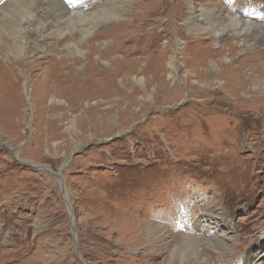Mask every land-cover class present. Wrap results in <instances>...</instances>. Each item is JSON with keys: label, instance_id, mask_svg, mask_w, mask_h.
Wrapping results in <instances>:
<instances>
[{"label": "rangeland", "instance_id": "rangeland-1", "mask_svg": "<svg viewBox=\"0 0 264 264\" xmlns=\"http://www.w3.org/2000/svg\"><path fill=\"white\" fill-rule=\"evenodd\" d=\"M191 2L222 10V41L183 26L185 0H92L86 13L98 21L85 41L73 22L49 40L57 41L53 59L65 45L69 54L82 50L81 72L94 34L129 12L142 15L147 23L133 28L140 44L108 35L96 42L105 52L94 62L111 74L125 52L157 39L165 61L179 60L168 93L103 92L77 111L71 97L58 91L45 98L44 86L24 76L44 71L45 45L24 58L14 87L0 81V264H264V33L254 24L241 28L256 39L244 47L226 18L264 23V0ZM16 9L8 8L17 20ZM0 28L2 64L19 61L15 34ZM205 47L221 57L203 59ZM156 82L171 84L169 74ZM109 85L117 89L121 78Z\"/></svg>", "mask_w": 264, "mask_h": 264}, {"label": "bare ground", "instance_id": "bare-ground-1", "mask_svg": "<svg viewBox=\"0 0 264 264\" xmlns=\"http://www.w3.org/2000/svg\"><path fill=\"white\" fill-rule=\"evenodd\" d=\"M21 1L22 0H0V7L4 6L5 8H7L3 10L0 9L2 10V12L0 13V26L8 28V30L12 31L15 34L16 36L15 39L18 41L19 44L17 45L18 50L16 49L18 54L17 58L21 57L19 61H11L10 64L3 65L1 61L3 60V54L6 50L5 47H0V81H3V84L5 83L8 84V86L5 87L8 88V90L14 87L13 85H15L19 80V77H17L16 75L17 70H20L24 74L23 71L26 66L24 64L25 62L24 58L25 57L33 58L32 56L34 55L33 53L36 52L43 45L46 46L45 54L48 55L47 58H50L48 61H45L46 63H40V65L46 66L44 71L36 76L33 75L27 76L25 74L24 76L28 81H32L31 86L34 87H38L40 85L44 86L41 91L45 96V98L48 95H50L51 92L54 95L55 94L59 95L61 93L60 95L64 94V96L71 97V99H69L70 104H72V107L75 108V110L77 111L81 110V103L83 101L87 99H88L87 101H89L90 97L101 94L103 92H110L111 95H113V93H116L117 95L120 96L121 93H123L120 90H123L125 93L129 95L135 96V95H139V93H148L150 89H152V91L154 92L157 90L158 87L160 91L164 93H168L169 92L168 86L175 84L176 77L174 73L178 68L177 64L179 60L177 57L170 56L168 58L169 62L168 60L165 61L164 60L165 51L163 49L162 50L156 49L158 45L157 39H152L148 43L145 50L142 48L140 50H137L134 47L133 49L132 48L129 49L128 53L125 52L126 56H123L118 59L119 63L114 65V70L111 74L104 70L99 72L100 67H98V65H96L94 62V56H97L98 60L102 61L101 58L105 52L98 45H96V42L100 39L105 38L108 35H112L113 38H115V40L116 39L119 40V41L116 40V42L118 43L120 42L133 43L134 46L140 44L141 41L143 40V36H140L139 34L136 36L133 35L135 33L133 28L135 27L136 24L138 25L136 29H142L144 27L145 18H143L142 15H137L134 12L132 13L129 12L127 14L128 16L126 15L127 19L124 20L123 22L112 27L111 29H109L104 33L94 34L89 44L88 54L85 56L86 67L83 71L80 72L77 68L76 58H78V56L79 58H82L83 51L78 50L76 51V54H69L70 53L69 47L71 46L65 45L59 48L60 57L58 59L56 58L53 59L51 53L55 51L57 41L52 40L51 42L49 40L51 38L54 39V38L62 37L61 36L62 34L59 31V27L63 26L64 28L67 25L69 26V24L73 22L72 23L73 29L81 33L82 34L81 40L85 41L86 38L93 33V28L94 25L96 24L95 22L98 21L96 19L97 17L96 13H86L88 3H91L92 0H31L28 1L27 4L26 1L25 4L24 1H22L23 3H21ZM207 1L209 2V0ZM14 5H16L17 8L16 11L18 14L17 16L19 18L17 20L16 18H14L15 15L11 16V11L8 10V8ZM80 11H82L84 14L86 13L87 17L84 14L79 15ZM220 13H222V10L218 11L214 9L213 11L211 10L207 11L204 8L197 9V7L192 4L191 0H185L184 9L181 10L180 12L179 20L181 21L184 27H189V26L191 28L200 27L201 30L205 33V35L208 36L211 35L213 38L220 37L218 39L222 41L223 38H221V36L223 35V33H226L224 29L226 27H222V28L219 27L218 22H220ZM76 15H77V19L74 18ZM226 18L228 19L232 27L239 28L237 34L235 35L237 36V38H240V42L244 47L250 43L251 45L254 44L253 42L256 39L250 38L247 34H244L245 31L244 29L240 31L241 28L250 27L253 26L254 24V26H256L258 31L264 33V23L262 22H259V24H257L253 21L251 22L248 19H243L241 16L239 17L233 14L226 16ZM2 22L4 23L2 24ZM82 24L84 25L81 26ZM10 26L15 28L11 29ZM123 33H125L126 36L125 38L121 37V35H124ZM206 39H211V37H206ZM214 42H216V40H214ZM223 44L228 46L226 41H223ZM229 48H235V47L229 46ZM119 49H120L119 46H114V49L112 51L118 52ZM152 49L154 50L151 52V56L145 58L142 57L145 53H147L148 50L150 51ZM137 53H140L141 56L135 57L130 61H126L127 57L135 55ZM201 53L204 55L203 59H208L209 57H211V55L215 56L216 58H220L222 55V53L220 52L212 54L209 50V47H208V51H206V47H205V49L202 52H200V54ZM179 54L181 56V59L185 60L186 55L188 54L186 53V47ZM66 57L67 58L69 57V59L70 58H74V59H70L71 61L68 64ZM115 61L116 60H114V63ZM34 62L35 61L31 62L30 65L31 66L35 65L36 63ZM165 62H168L167 68L165 67ZM36 67H38V65H36L35 67L33 66L32 69ZM167 74H169V80L171 84L166 83L163 85L161 84L159 85V83L156 81L160 82L161 79H164L165 75ZM24 76L21 78H25ZM117 78H121L122 85H119L117 89L113 90L112 87L114 85L110 87L109 84L113 83ZM7 81H12L13 83L11 84L8 83ZM100 81H105L106 84L105 86L107 87L106 88L105 86L102 87L101 84L103 83H101ZM130 81H133L135 84H137L140 87L129 86ZM9 84H11L10 88H9ZM47 84H51V87H49V85ZM56 84H60V87L59 88L54 87V85ZM58 91L60 92L59 94H57ZM57 102L62 103L60 101ZM99 105L100 102L93 103L91 105L93 106L92 110L98 108ZM64 198L67 201V197L65 196ZM219 244H221L224 247L228 246L226 243H222V242H219ZM218 255L219 254H217L216 256L218 257ZM2 261H6V260L4 259ZM22 264H26V262Z\"/></svg>", "mask_w": 264, "mask_h": 264}, {"label": "water", "instance_id": "water-1", "mask_svg": "<svg viewBox=\"0 0 264 264\" xmlns=\"http://www.w3.org/2000/svg\"><path fill=\"white\" fill-rule=\"evenodd\" d=\"M62 193L64 194L65 193V190H64V188H63V186H62ZM65 203L67 204V208H68V210H69V206H68V203H67V201L65 200ZM70 211V210H69ZM70 220H71V222H72V219H73V215H72V213L70 212Z\"/></svg>", "mask_w": 264, "mask_h": 264}]
</instances>
